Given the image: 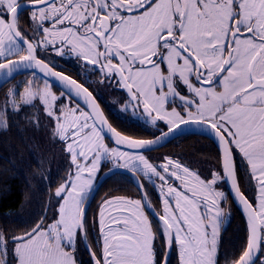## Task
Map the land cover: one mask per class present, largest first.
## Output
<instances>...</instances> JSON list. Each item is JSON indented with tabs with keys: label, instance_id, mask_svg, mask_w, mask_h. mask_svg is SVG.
<instances>
[{
	"label": "snow or ice",
	"instance_id": "1",
	"mask_svg": "<svg viewBox=\"0 0 264 264\" xmlns=\"http://www.w3.org/2000/svg\"><path fill=\"white\" fill-rule=\"evenodd\" d=\"M71 55L98 71L100 83L126 89L123 111L132 106L135 115L142 107L159 135L133 139L113 127L88 88L54 71L55 57ZM37 69L43 89L30 80L17 103L13 85L0 108V131L9 128V108L35 107L38 99L53 139L66 145L68 174L24 232L0 228V264H78V245L92 264H171L173 253L177 264H220L222 226L230 220L221 207L228 199L224 184L247 218L246 244L237 259L225 255V264H264V0H0V86L24 70L34 78ZM48 77L69 82L90 111L71 107V87L57 97ZM66 94L69 104L57 108ZM189 125L217 141L220 168L210 179L171 157L157 165L144 155ZM107 133L117 147L105 143ZM107 162L110 172L132 173L142 194L115 198L127 215L111 224L104 207L113 201L105 200L93 235L97 221L89 224L86 201ZM8 171L0 168V178ZM151 191L159 193L160 213Z\"/></svg>",
	"mask_w": 264,
	"mask_h": 264
},
{
	"label": "trees",
	"instance_id": "2",
	"mask_svg": "<svg viewBox=\"0 0 264 264\" xmlns=\"http://www.w3.org/2000/svg\"><path fill=\"white\" fill-rule=\"evenodd\" d=\"M30 80L33 81L34 89H42V86H44L45 79L36 74L33 78V74L28 73L21 75L15 81L11 80L8 83H3V85H18L16 88L17 103H20L19 96L24 92ZM2 86H0V108H3L5 96L9 90ZM50 86L55 95L62 93L53 84L50 83ZM61 104L58 100L56 105L60 106ZM37 118L39 120L38 128L35 126ZM7 120L9 123L8 130L6 132L0 131V168L9 169L0 178V185L3 186V188H0V228L17 235L39 220L49 202V198L62 182V178L67 176L68 165L66 163L59 167V174L53 183L48 180L51 171L50 163L52 162L55 166L54 161L59 159V163H61V157L58 158L59 154L65 157L67 161L68 154L64 150L65 144L58 139H53L52 122L45 116L44 109L38 99L35 101V107H22L15 113L9 108ZM29 120L32 123H29ZM125 132L127 133L125 135L132 138H144L145 127L141 125L129 126ZM106 141L109 143L108 140ZM169 149L173 154H185L201 159L212 167L220 168L219 153L212 146V142L205 140L204 136L197 132L183 134L178 142L174 143ZM9 160L13 161L12 165L8 163ZM239 163L240 157H238L237 164ZM102 169H107V165H103ZM253 190L254 184L253 189L249 192L253 193ZM110 195L140 196V192L128 173L116 171L107 175L101 182L92 203L87 209L90 225L93 217H96L99 202ZM32 196L35 198V203L32 204L33 217L27 225H23L21 221L26 214L24 206ZM150 199L155 211L160 213V200L156 191L150 192ZM226 205L227 212L230 213V220L222 227L220 264H225V255H227L229 262L232 259H237L246 244L247 237L246 219L239 208L231 201L229 195ZM93 235H98L97 229L94 230ZM78 258L79 264H92V260L84 247ZM171 264H177L175 253L171 257Z\"/></svg>",
	"mask_w": 264,
	"mask_h": 264
},
{
	"label": "flooded vegetation",
	"instance_id": "3",
	"mask_svg": "<svg viewBox=\"0 0 264 264\" xmlns=\"http://www.w3.org/2000/svg\"><path fill=\"white\" fill-rule=\"evenodd\" d=\"M21 2H25V0H21ZM28 17V12L27 11H22V14L20 16V21H21V27L22 28H27L28 25L26 24ZM30 31V30H29ZM39 39V37H38ZM54 56V54H53ZM18 58V57H16ZM116 61H114L115 63ZM54 63H55V69L75 78L78 80L81 84H83L90 92L94 95L96 100L98 101L100 107L102 108V111L104 112L106 118L109 120V122L122 134H127L125 131L128 129L129 126H144L145 127V136L144 138H151L153 137V133L155 132L156 135L159 134L158 131H156L155 128H153L151 125L147 123V117L141 115L143 112L142 107L135 113L133 114V108L132 106L128 107V111L124 112L123 109L125 107V104L128 100V93L126 89H123L122 87L116 86L115 82L112 84H106V83H100L101 77L99 72H93L91 71L92 66L89 65L88 68H84L83 65L85 64V61L83 60H77L74 55L71 56H65L63 58L61 57H55L54 58ZM165 70H166V66ZM27 74V73H25ZM28 74H33V73H28ZM24 75V74H22ZM21 75H18L12 81L17 80ZM117 79H119L117 77ZM2 87H6L8 89L13 87V84H7L3 85ZM219 90V89H218ZM73 101V100H72ZM79 106V105H78ZM80 107V106H79ZM81 108V107H80ZM159 127L163 129L164 131L167 130V126L161 121L158 122ZM188 133V132H186ZM183 133V134H186ZM199 134H202L204 136L205 140H210L212 142V146L216 149V151L219 153L216 145L214 144L213 140L208 136L207 134L197 132ZM180 134L170 140L168 143H166L164 146H162L157 150H170L169 147L173 146L174 143L178 142V139L183 135ZM142 139V138H139ZM170 152V151H169ZM171 153V152H170ZM238 157L239 154L236 153V162H238ZM220 159V155H219ZM152 161L156 163L153 159ZM103 165H107L106 163ZM216 165V164H215ZM109 166L107 165V168ZM104 170L101 168V171L99 175L103 172ZM68 173V172H67ZM157 193V192H156ZM227 193V192H226ZM110 196H118V195H110ZM121 196H127V195H121ZM141 196V192H140ZM140 196H138L140 198ZM107 197L106 196L104 199H102L99 204L98 208L100 206V203L105 200ZM128 197H134V196H128ZM160 200V198H159ZM232 201V200H231ZM161 207V203H160ZM89 208V207H88ZM97 208V210H98ZM227 205L226 201H224V214L227 212ZM155 211V209H154ZM98 212V211H97ZM156 212V211H155ZM162 212V211H161ZM157 213V212H156ZM228 214V212H227ZM96 221H97V213H96ZM223 227V226H222ZM97 229V234L99 235V229L97 227L96 223V228ZM223 229V228H222ZM222 233V232H221Z\"/></svg>",
	"mask_w": 264,
	"mask_h": 264
},
{
	"label": "rangeland",
	"instance_id": "4",
	"mask_svg": "<svg viewBox=\"0 0 264 264\" xmlns=\"http://www.w3.org/2000/svg\"><path fill=\"white\" fill-rule=\"evenodd\" d=\"M43 87L44 86H42V89H43ZM56 96L57 97H60L61 96V93L56 94ZM58 100L62 104H64V105H68L69 104V99L65 95H64L63 99H58ZM57 103H58V101L56 102V104ZM77 106L78 105L74 101H71V107L73 109H75ZM56 107L59 108V106H57V105H56ZM80 109L81 110H84L82 108H80ZM78 114L79 113H77V115ZM105 143L108 144L109 147H116V146H114L112 144H109L106 140H105ZM65 147H66V145H65ZM121 150H124V149H121ZM237 154H239V153L237 152ZM144 155L146 157L150 158V162H152V163H154L152 161V159H153L156 162L154 164H157V165H159V164H161L163 162V158L165 156L171 157L174 160H179L181 163L188 165L194 172L198 173L199 176L202 179H204V178L210 179L211 178V176H210L211 171L213 169H218V168H215V167L210 166L208 163L202 161L201 159H196L194 157H190V156L185 155V154H173V153H170L169 150H167V149L166 150H157V151L156 150L147 151V152L144 153ZM60 157H61V161H62L61 163H59L60 162V159L54 161L56 163L55 166H53L52 162L50 163V167H51L50 170L51 171H50V175H49V178H48V180H49L50 183H53V181L55 180L56 176L59 174L58 172L60 171L59 170V167L60 166H63L66 163H67V165H69V160H70L69 156L67 158V161H66L65 157H63L61 154L58 155V158H60ZM106 164L109 166V168H112L113 167L110 162H107ZM101 168L99 169L96 177L94 178V183H95L96 179L99 176V173L101 171ZM174 184L178 188L181 187L179 181H174ZM222 187H223V190L226 192L225 185H223ZM157 195L160 198L158 192H157ZM248 195L254 199V190H253V193H250L248 191ZM51 197H54V194ZM114 197H118V196H109L105 200H111ZM134 199H139V197L138 196H134ZM105 200H103L100 203V205H102ZM33 203H35V198L33 196H32L31 199H29L25 203V206H24L25 209H24V211L26 212V214H25V216L23 217V219L21 221L23 225H27L31 221V219L33 217L32 216L33 215L32 214L33 213V209H32V204ZM52 203L55 204V199L52 200ZM160 203H161V211H162V207L163 206H162L161 198H160ZM99 207H100L99 209H101V206H99ZM123 207H124V205L121 204L120 202H113L111 205H105V207H104V219H105L106 223L107 224H111V218H116L119 215H123L124 216L125 214H127L126 211L125 212H120L118 210V209L123 208ZM221 207H222V209L224 211V202L221 204ZM52 212H53L52 209H49L48 210V212H47L48 220L46 221V224L51 222ZM98 219L100 220V210H99V213H98ZM97 227L99 229L100 226H98V224H97ZM113 227H115V226L113 225ZM81 252H83V245H78V251L76 252V259L78 261V264H79V258L78 257L80 256Z\"/></svg>",
	"mask_w": 264,
	"mask_h": 264
},
{
	"label": "water",
	"instance_id": "5",
	"mask_svg": "<svg viewBox=\"0 0 264 264\" xmlns=\"http://www.w3.org/2000/svg\"><path fill=\"white\" fill-rule=\"evenodd\" d=\"M54 71H58V72L62 73L64 76L69 77L70 80H75V81L77 82V84H81V83H80L78 80H76L75 78H73V77H71V76H69V75H67V74H65V73H63V72H61V71H59V70H57V69H55V68H54ZM25 73H33V72H32V70H24V71H21L20 73L16 74L15 77H17L18 75H21V74H25ZM35 74H37V75H39V76H41L42 78L45 79L43 73H41L38 69L35 70ZM15 77H14V78H15ZM47 79H49L50 83H52L54 86H56L57 88H59V89H60L61 91H63L64 93H68V89H69V87H71V88H72V91H71L72 100H74L78 105H80L85 111H90V109L88 108V105H87V103L85 102L83 96H81V97H77L76 94H75V89H74V87H72V86L70 85L69 82H61V81H58L57 79H55V78H51V77H48ZM65 85H68V86L66 87ZM81 85H83V84H81ZM83 86H84V85H83ZM84 87H85V86H84ZM89 91H90V90H89ZM66 95H67V94H66ZM93 97H94V95H93ZM94 98H95V97H94ZM95 99H96V98H95ZM96 102H97V104L99 105V103H98L97 100H96ZM99 110L102 112L104 118L107 119L106 116H105V114H104V112L102 111V108L100 107V105H99ZM107 121L109 122L108 119H107ZM109 123H110V122H109ZM110 124H111V123H110ZM111 125H112V124H111ZM112 126H113V125H112ZM113 127H114V126H113ZM165 131H167V130H165ZM186 132H201V131H200V129H199L197 126H195V125H189V126H187V127H182L178 133L173 134V135L170 136L166 141H162L160 146H158V147H154L151 151L161 148L162 146H164L166 143H168L170 140H172V139L175 138L176 136H178V135H180V134H183V133H186ZM201 133H204V132H201ZM121 134H122V133H121ZM204 134H206V133H204ZM122 135H124V134H122ZM158 135H159V134H158ZM126 136H127V135H126ZM208 136H209V135H208ZM128 137H129V136H128ZM130 138H132V137H130ZM152 138H153V137H151V138H142V139H152ZM210 138L213 140L214 144L216 145V147H217V149H218V151H219V155H220V149H219V147H218L217 141L215 140V138H213V137H211V136H210ZM106 139H107L112 145L116 146V145H115V142H114V139L111 138L110 133H107V134H106ZM133 139H136V138H133ZM116 147H117V146H116ZM120 147H121V149L126 150L124 146H120ZM109 169H112V168H109ZM109 169L105 170V171H104V172H103V173L97 178V180H96V182H95V188H94L93 194L91 195V197L89 198V200L86 201L87 208L90 206L91 202L93 201V199H94V197H95V195H96V193H97V190H98V188H99L101 182H102L103 179L107 176V175H105V173H108V175H109V174H111V173H113V172H115V171H123V172L128 173L129 175L133 176L132 173H130V172H128L127 170H124V169H117V170H114V171H112V172H110ZM225 185H226V189H227L228 195L230 196L232 202H233V203L239 208V210L242 212V214L244 215V217H245V219H246V222H247V218H246V215H245L244 212H243V207H242V205H239L238 202L235 201V200L233 199V194H232L231 191H230V186H229L228 184H225ZM141 194H142V193H141ZM43 214H45V209H44V211H43ZM46 214H47V213H46ZM227 215H228V214H227V212H226L225 216H227ZM19 235H20V234H19ZM86 251H87V250H86ZM87 253L89 254L88 251H87ZM89 256H90V254H89ZM90 258H91V256H90Z\"/></svg>",
	"mask_w": 264,
	"mask_h": 264
},
{
	"label": "crops",
	"instance_id": "6",
	"mask_svg": "<svg viewBox=\"0 0 264 264\" xmlns=\"http://www.w3.org/2000/svg\"><path fill=\"white\" fill-rule=\"evenodd\" d=\"M120 197H123V198H126V199H132V200H135L134 197H128V196H121V195H118V197H114V198H112L111 201H113V202H119V201L116 200L115 198H120ZM100 206H101V205H100ZM99 208H100V207H99ZM99 208H98V213H99V210H100ZM98 213H97V224H98V226H100V225H99V219H98ZM125 215H127V214H125ZM116 218H121V219H122V218H123V215H119V216H117Z\"/></svg>",
	"mask_w": 264,
	"mask_h": 264
}]
</instances>
